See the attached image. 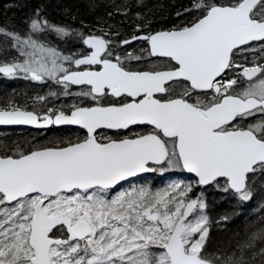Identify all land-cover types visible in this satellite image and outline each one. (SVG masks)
Masks as SVG:
<instances>
[{"label": "snow or ice", "instance_id": "snow-or-ice-1", "mask_svg": "<svg viewBox=\"0 0 264 264\" xmlns=\"http://www.w3.org/2000/svg\"><path fill=\"white\" fill-rule=\"evenodd\" d=\"M63 11L0 21V264H264V0Z\"/></svg>", "mask_w": 264, "mask_h": 264}, {"label": "trees", "instance_id": "trees-1", "mask_svg": "<svg viewBox=\"0 0 264 264\" xmlns=\"http://www.w3.org/2000/svg\"><path fill=\"white\" fill-rule=\"evenodd\" d=\"M37 2H39V0H0V17L3 20H20L30 11L31 6ZM96 2L100 7H97L94 10H89L88 0H47L49 13H56V16H54L55 19H60L62 17L71 19V16L63 11L64 8H70L73 12H76V10L79 9L81 15L78 16V18L87 19L88 21H93L97 14H102L110 0H96ZM145 3L149 6H156L157 10H162L159 18L163 21L164 19L171 17V14L179 8V5L183 3V0H145ZM11 4H16L18 6L10 7L9 5ZM2 135L3 134L0 133V136ZM159 183L162 184L164 181H159ZM225 201L226 200L216 199L210 207V215L213 216L216 207L222 205ZM253 212L254 209L247 211L245 215L250 219L255 218L253 215H250ZM242 219L243 217H240L231 222L229 221V223H223L218 231L212 233L213 242L215 243L216 241L225 240L234 229L242 226Z\"/></svg>", "mask_w": 264, "mask_h": 264}, {"label": "flooded vegetation", "instance_id": "flooded-vegetation-1", "mask_svg": "<svg viewBox=\"0 0 264 264\" xmlns=\"http://www.w3.org/2000/svg\"><path fill=\"white\" fill-rule=\"evenodd\" d=\"M28 87L26 83L23 80H2L0 79V92H3L4 90L8 88H25ZM0 133L3 135L0 136V139H2L5 136H8L12 139H15L17 136L20 137H28V136H39L40 132L32 126H19V127H12L7 128L0 126ZM160 174H156V176H159ZM155 179L156 177H150V179Z\"/></svg>", "mask_w": 264, "mask_h": 264}, {"label": "rangeland", "instance_id": "rangeland-1", "mask_svg": "<svg viewBox=\"0 0 264 264\" xmlns=\"http://www.w3.org/2000/svg\"><path fill=\"white\" fill-rule=\"evenodd\" d=\"M183 3H185V0H183ZM50 15L54 18V16H56V13H50ZM60 19L69 20V21L71 20L70 18H66V17H64V18L62 17ZM79 19H82V18H80V17L77 18V22L79 21ZM0 21H3V19L1 17H0ZM167 180H168V177H164V180L163 181L166 182ZM231 203L232 202L230 200H226L222 205L216 207V209L214 210V214H213L212 217L214 219H216V218H218V215L223 214L226 210H230ZM246 210L247 211H250V210H252V208H248ZM247 211H245V214L247 213ZM237 218H240V217H233V219L231 221H233V220H235ZM222 225H223V222L214 223L211 232L214 233V232L218 231V229H220Z\"/></svg>", "mask_w": 264, "mask_h": 264}]
</instances>
